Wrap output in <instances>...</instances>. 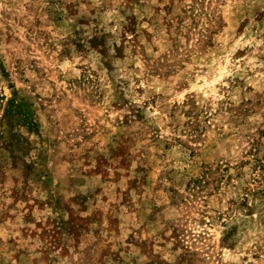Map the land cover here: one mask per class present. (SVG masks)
I'll list each match as a JSON object with an SVG mask.
<instances>
[{
    "label": "rangeland",
    "instance_id": "rangeland-1",
    "mask_svg": "<svg viewBox=\"0 0 264 264\" xmlns=\"http://www.w3.org/2000/svg\"><path fill=\"white\" fill-rule=\"evenodd\" d=\"M0 264H264V0H0Z\"/></svg>",
    "mask_w": 264,
    "mask_h": 264
}]
</instances>
